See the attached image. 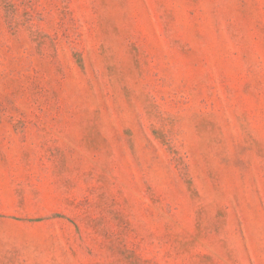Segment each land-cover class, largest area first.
<instances>
[{
    "label": "rangeland",
    "instance_id": "obj_1",
    "mask_svg": "<svg viewBox=\"0 0 264 264\" xmlns=\"http://www.w3.org/2000/svg\"><path fill=\"white\" fill-rule=\"evenodd\" d=\"M0 264H264V0H0Z\"/></svg>",
    "mask_w": 264,
    "mask_h": 264
}]
</instances>
